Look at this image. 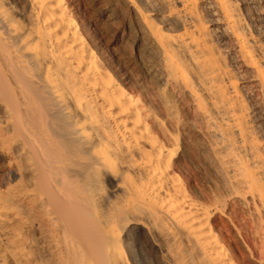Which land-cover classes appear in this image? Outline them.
I'll list each match as a JSON object with an SVG mask.
<instances>
[{"label": "bare ground", "instance_id": "6f19581e", "mask_svg": "<svg viewBox=\"0 0 264 264\" xmlns=\"http://www.w3.org/2000/svg\"><path fill=\"white\" fill-rule=\"evenodd\" d=\"M95 1L144 94L80 0H0V264H264V0Z\"/></svg>", "mask_w": 264, "mask_h": 264}, {"label": "rangeland", "instance_id": "374dc122", "mask_svg": "<svg viewBox=\"0 0 264 264\" xmlns=\"http://www.w3.org/2000/svg\"><path fill=\"white\" fill-rule=\"evenodd\" d=\"M80 1L81 9L85 10L88 19L95 24L97 31L101 33L103 42H105L111 50V55L119 60L120 67L123 70L129 72L132 79L131 85L133 87H137L139 91L144 94V92L146 91V85L148 84L149 80L142 76V71L140 70L138 59L136 58V55H134L135 51L134 47L132 46L133 39L130 32L123 29L122 22L119 17L114 20V25H110L106 18L102 17V7L97 1ZM112 26L114 27L115 34L117 32L116 35L111 30L113 28ZM121 29L123 30L121 31ZM187 134L188 133H185V145L187 146V150L186 154L183 156V161L185 165L184 169L189 175H184L187 176V179L189 180L190 188H192L196 193L203 192L205 194H210L214 192V187L209 183L208 180L215 178V175L209 167L207 168V166L203 165L201 157L195 151H193V149H190L188 144L190 143L189 140L191 138H188ZM188 165L189 167H187ZM224 219L233 234L232 237H229L227 236L225 230L222 231V234L228 246H231V250H233L237 254L239 260L242 261V255L239 254L238 251H236L235 242H237L244 251V257L254 262V259L250 255L251 252L249 247L245 243L244 238L239 234V229L235 226L234 223L231 222L229 218L224 217Z\"/></svg>", "mask_w": 264, "mask_h": 264}, {"label": "clouds", "instance_id": "9594fccd", "mask_svg": "<svg viewBox=\"0 0 264 264\" xmlns=\"http://www.w3.org/2000/svg\"><path fill=\"white\" fill-rule=\"evenodd\" d=\"M61 181H63V177H60Z\"/></svg>", "mask_w": 264, "mask_h": 264}]
</instances>
